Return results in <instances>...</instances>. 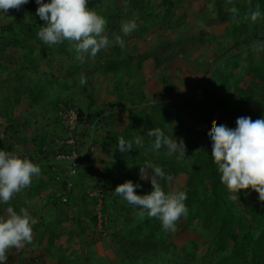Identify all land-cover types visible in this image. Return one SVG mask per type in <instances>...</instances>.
I'll return each mask as SVG.
<instances>
[{
    "label": "trees",
    "instance_id": "16d2710c",
    "mask_svg": "<svg viewBox=\"0 0 264 264\" xmlns=\"http://www.w3.org/2000/svg\"><path fill=\"white\" fill-rule=\"evenodd\" d=\"M124 1H111L105 34L113 41L115 35L123 36L125 45L120 47L119 44L113 42L108 51L104 49L99 51L94 68V71L114 78L116 83L119 77L125 74L129 79L133 75L135 55L129 52V42L144 37L149 31H155L159 26L157 25L158 19L165 7L169 17L172 15V25L180 26L185 23L187 18L185 10L175 6L177 0H162L155 4L152 3V0H128V3ZM215 2L216 17L222 21H228V25L220 38L223 41H217V49L207 60L202 77L194 86L193 91L183 93L177 90L173 80L163 76L162 82L171 93L169 98L148 100L144 90L140 87H136L134 90L119 89L114 102H105L102 108L97 109L93 108L96 103L94 91H88L87 104L83 106V111L81 110L80 126L85 122L88 124L86 127L83 126V129L79 126V135L91 136L92 133L88 131L102 114L117 109H126L129 115L128 124L122 131L117 130L116 122L109 121V128L106 127L104 138H99V142L95 141L94 143L98 144L97 147L100 151L108 153V161L103 160L104 172L98 175L93 174L90 152L85 153L82 156L85 168L73 178L72 187L67 186L65 179L56 178L59 173L62 175L65 173L60 169L59 172H55L56 177L52 171L53 180L47 181L41 177H38L37 181L33 179L26 197L22 200L19 197L16 198L19 203L18 207L27 209V206L37 196H40L45 188L48 189L51 186L48 194V200H50L48 208L55 209L56 220L53 221L45 216L43 213L45 206L43 205L35 212H29L31 217L39 216L33 225L35 231L38 233L47 232V250L56 244V238L62 232V229H58L57 226L63 223V217L69 222L76 221L77 229L75 227L69 231L77 236L85 248L82 250L85 262L77 255L73 257L69 252L72 248L68 245L66 247L59 246L60 249L67 251L66 254L59 256V264H111L109 258L99 256L97 252H94L95 237L91 241L86 237L88 226H94L95 229L99 222L102 227L100 231L96 232L110 233L123 252L122 264H129L126 262V258L137 264H187L185 260L177 258V254H175L185 246L179 247L171 238L170 233L163 232L164 237L157 241L149 237L150 234L159 235L162 232L159 219L149 218L146 215L142 217L139 208L123 204V199L113 192L118 184L128 179L141 185L136 189L138 194L151 191V182L144 183L139 176L140 165L146 161H151L162 167L165 173L172 175L173 178L186 176L183 191L187 192L185 204L188 212L186 216L180 218L186 220V222L182 220L181 225L198 226L201 232L210 235L212 243L218 244L228 252L226 256L217 259L214 264H264V201H260L258 193L251 188L240 190V193L237 194L240 199L229 198L230 193L221 183L217 166L212 161V149L209 143V137L216 125L225 124L228 127H235L238 117L250 116L253 120L264 117V89L263 96H260L256 91V86L264 84V50L256 51L259 52L258 54L254 52L255 45L264 44V34L262 33L264 15L256 21L250 19V13L253 10L264 13V0H215ZM37 7L36 0H29L19 9H9L13 13L14 19L1 25V33L10 32L13 36L9 40L6 37H1L2 50L7 51L9 47L15 46L26 47L31 52L34 49L28 43V38H32L31 34H36L34 39L38 38L42 46H47L37 35L42 27L41 24H43L34 18L33 14ZM233 9L236 10V15H233ZM127 10H134L137 13V28L129 35L124 36L121 32V23L117 22L115 18L124 17ZM201 14L202 12L199 15L203 18ZM28 15H31L30 20L27 19ZM36 27L40 28L36 29ZM67 43L64 41L58 44L60 51L63 52L67 49ZM28 60H23L20 67H29ZM201 61L202 58L198 55L193 66H203L204 61ZM66 71L71 75L64 74L66 78L63 79V82L59 74L51 82H55L54 84H58L60 88L71 89L84 75L76 64H70ZM89 73V77H91L93 72ZM175 75L187 80V75L182 68H177ZM19 78L22 80L21 76ZM19 78H16L17 81ZM70 79L72 84H68ZM129 79L125 80L126 84H129ZM88 83L93 85L91 79L88 80ZM253 83L255 84L253 85ZM232 88L237 90L236 100H231L228 97ZM13 89L15 92H31L34 104H40L46 97L45 85L39 83L35 86L14 85ZM56 97L49 102L51 109L59 110L61 105L73 109L79 108L78 103L70 96L67 97V100L59 95ZM14 104L11 101L9 105H0V123L6 124V133L14 143V145H7L1 142L0 148L11 152H13L14 146L18 147L21 143L15 137L18 133L16 130L18 122L13 118L14 110L11 105ZM60 119L61 117H58L57 120ZM190 119L194 120V123H190ZM156 127H160L166 135L173 139L176 137L178 142L180 138L184 140L186 155L183 158L177 159L176 155L168 156L164 147L159 151L151 149L154 138L148 136V131ZM136 135L143 137V146L136 147L134 145V149L129 152H119L117 149L118 138L124 137L130 140ZM49 137L51 136L47 132H43L34 134L31 138L47 160L57 155L58 150H64V146H59L56 150L49 148L48 145L52 140V137ZM46 146L48 149L45 150ZM48 168L51 169V166L48 165ZM90 175L95 176L97 180L95 186H98L101 191V195L91 198L87 190L81 188H79V192L75 190L79 185L83 184L84 186V178ZM157 179L165 191L169 192L168 180L159 177ZM78 181L79 183H77ZM88 199H91V202ZM244 199L245 205L242 203ZM88 204H97L100 207L90 209L87 207ZM20 208H17V211ZM99 211L100 215L98 216ZM120 216H123L124 220L119 223ZM136 220L144 221L145 225L125 231V227ZM145 229L149 234L142 236L141 233ZM42 239L43 237L40 236L38 241L42 242ZM228 242H233L232 246L229 247Z\"/></svg>",
    "mask_w": 264,
    "mask_h": 264
},
{
    "label": "rangeland",
    "instance_id": "374dc122",
    "mask_svg": "<svg viewBox=\"0 0 264 264\" xmlns=\"http://www.w3.org/2000/svg\"><path fill=\"white\" fill-rule=\"evenodd\" d=\"M111 1L112 0H88L87 6L93 8L107 20L110 13ZM125 1L128 3V0ZM161 1L162 0H152V3L155 4ZM176 5L183 8V10L187 13L185 23L180 26L172 25V15L169 17L166 11L167 8L165 7L158 19L157 25L159 26L156 27L155 31H149L144 37L130 41L129 52L135 55L133 75L131 76L132 78L129 79L127 74H125L119 77L117 83L114 78L111 77L106 83V86H112L113 84V95L116 96L118 93V91L115 92V90H134V88L140 87L144 90L148 100L169 98L171 93L167 89V86H165L162 82L163 76H167L169 79L173 80L177 90L183 93H190L193 91L194 86L202 77V73L206 68L207 60H209L212 56L214 50L217 49L216 43L218 40H221V35L223 34L225 27L228 25V21H222L216 17L217 8L215 0H177L175 6ZM200 12H202L201 15H203V18L200 17ZM33 15L37 21L45 23L36 12ZM30 16L31 15H28V20L31 19ZM0 18V39L3 36L9 40L13 34L10 32L1 33V25L13 20L14 15L10 10H8L5 14L0 13ZM137 18V13L134 12V10H127L124 17L115 18V20L121 23L124 20L136 21ZM37 28L39 29L40 27H36V29ZM262 33L264 34V27H262ZM35 36L36 34H31L32 38L23 37L28 38V43L33 46L34 49L31 52H29L26 47L21 48L15 46L9 47L7 51H4L0 46V105H9L11 101L15 103L14 105H11L14 110L13 118H15L18 122L16 123V130L18 133L15 137L18 138L21 143L18 147H13V152L18 153L21 156H27L31 159L33 158V162L39 164L41 167V173L47 175V177L41 175L39 177H44L45 180L50 181L53 180L52 171L55 176L56 171L59 172L60 169L64 170L65 164L57 161L55 156H52L49 160L45 159L46 157H44L43 153L39 151V147L32 142L31 138L34 134L47 132L48 135L52 137L48 146L49 148L56 150L58 147L57 139L59 138L60 133L64 134L66 129L63 120L65 119L66 112L71 108L61 105L59 110H54L51 109L49 102L57 98L56 96L58 95L66 100L67 97L70 96L76 103H78V109L83 111V106L87 104L86 96L88 91L93 90L95 94L96 87L100 90L98 91L97 89V91L102 93H97L98 95L95 94L98 107H100V105L103 106L104 102L109 100L108 97L112 98L111 101H115V96L113 97L109 93L106 94L105 88L102 87L104 82L103 77L105 75L94 71L97 62L96 57L87 58L84 62H81L75 58V52L71 48L69 42L67 43V49L62 52L59 49V45H47L46 47L42 46L38 38L34 39ZM110 46L104 50L108 51ZM42 48L45 50H41ZM256 51L260 50H258L255 45L254 52ZM258 53L259 52H256V54ZM198 55L202 58L201 62L204 61L203 66L201 67L193 66L196 62V58H198ZM25 59H29L28 62H30V66L27 68H21L20 64ZM70 64L78 65L83 72L84 76L80 77V79L78 78V84L71 89H63L58 87V84H54L55 82L52 83L51 81H53V78H55L57 74L61 75L62 78H60L62 82L63 79L65 80L66 78L64 74L67 76L71 75L70 72L66 71ZM177 68H182L184 70L187 75V80L176 77L175 70ZM90 71L93 72L91 77H89ZM19 76H21L22 80ZM16 78H19V81H17ZM90 79L93 82V85L92 83H88V80ZM128 79L130 82L129 84H126L125 80ZM82 80L84 81L83 84L81 83ZM38 83L45 85L46 90V97L40 104H34L32 102L31 92H15L13 89L14 85L35 86ZM68 84H72L71 79L68 80ZM254 84L255 83H253V85ZM263 89L264 84L256 86V91L260 96H263ZM228 97L231 100H236L238 97L236 88L231 89ZM17 99H19V102H17ZM113 115V120L112 117L110 120L113 121V123L116 122V128H119L122 131L128 124V112L126 109H120L116 110ZM58 117H61V119L57 120ZM189 122L194 123V120L190 119ZM20 123H23V125H20ZM87 124L88 122L82 123L80 127L83 129V126L86 127ZM5 128L6 124L0 123V143L3 142L7 145H14L13 139L8 137ZM96 128L98 127L95 126L93 130L95 131ZM97 135L98 133H96V136ZM44 148L45 150L48 149L47 146ZM104 155L106 156V153ZM107 158L108 157H106L105 160H107ZM100 162L102 163L100 164V167L99 164L96 167L99 172H95V169H92L93 174L95 175L102 174L104 172V163L103 161ZM48 165L51 166V169L48 168ZM153 174V171L149 169L148 175L152 176ZM90 176L84 178V186L83 184L82 186L79 185L75 188V190L76 192H79V188L87 190L91 198L96 196V192H98L96 190H100V188L95 186L97 182L95 176ZM178 177L167 182L169 192L183 190L186 176L184 175L182 177ZM34 180L37 181L38 177H35ZM142 182L150 183L151 181L150 179H147L142 180ZM77 183H79V181ZM29 187L16 193L8 204H0V214H4L9 205L17 211V208L20 207H18L19 203L16 198L19 197L21 200L24 199L28 193ZM46 199L47 203L45 202ZM48 199V195L47 197L41 195L37 196L36 199H34L35 201L27 206V210L29 212H35L39 204H43V206L48 208L50 205V200ZM88 201L91 202V199H88ZM122 202L123 204L125 203L129 205L126 200H122ZM242 203L245 205V199ZM87 207L90 209H96L100 206L97 204H88ZM44 211L45 213H43L46 217L53 221L56 220L54 213L55 209L50 207ZM99 215L100 211L98 212V216ZM33 218L36 221L39 219V216L34 215ZM118 220L119 223L123 222L124 217L120 216ZM182 220L186 222L185 219H179L177 221L175 231H166L161 226L162 232H160L159 235L150 234L149 237L152 240L157 241L164 237L163 232L166 231V233H170L171 238L179 247L185 246L181 247L175 254H177V258L183 261L185 260L187 264H214L217 259L228 254V252L224 251L218 244L212 243L210 241V235L205 232H201L198 229V226H182ZM143 222L144 221L142 220H136L127 225V227H125V231L140 228L145 225ZM246 222L249 223L248 220H246ZM246 222L245 224H247ZM76 224L77 223L74 220L69 222L64 219L63 223L57 226L58 229H62V232L60 233L57 231V233H60L59 237L56 238V244L49 250L46 249L47 232L38 233L33 227V240L30 243L26 242L24 246L19 249L15 247L10 248L7 251L8 259L6 264H59V256L67 253V251L60 249L59 246L66 247L68 245L72 248V250L69 251L72 256L74 257L77 255L85 262L82 251L85 248L81 245V241L78 240L77 236L69 231L74 229L77 226ZM93 227L94 226H88L86 237L90 241L93 237H95V245L93 246L94 252H97L99 256L109 258L111 264H122L121 257L123 256V252L117 246V243L112 239L110 233L103 234L96 232L101 230L102 226L100 222L97 227L95 226V229ZM145 234H149L146 229L143 233H141V235L144 236ZM40 236L43 237L42 242L38 241ZM232 244L233 242H228L227 245L230 247ZM90 250H92V248H90ZM126 262L129 264H137L133 260H129L127 258Z\"/></svg>",
    "mask_w": 264,
    "mask_h": 264
},
{
    "label": "clouds",
    "instance_id": "9594fccd",
    "mask_svg": "<svg viewBox=\"0 0 264 264\" xmlns=\"http://www.w3.org/2000/svg\"><path fill=\"white\" fill-rule=\"evenodd\" d=\"M29 0H0V13L9 9H19ZM36 13L45 22L39 29L38 37L47 45H58L67 41L75 52V58L84 62L87 58H95L99 51L109 47L113 42L124 47L123 36L117 34L114 41L106 33L107 20L93 8L88 7V0H36ZM236 15V10H232ZM264 15L259 10L250 13V19L256 21ZM137 28L135 20L121 22V32L129 35ZM264 50V44L256 45ZM83 84L84 81L82 80ZM148 136L153 137L151 149L159 151L166 148L168 156L176 155L177 159L186 155V146L182 138L177 141L166 135L160 128H152ZM211 157L217 166L221 183L228 189L232 200L240 199V190L251 188L258 193L260 201H264V117L253 120L250 116H241L236 120L235 127L225 124L214 126L211 136ZM143 137L132 139L118 138L117 149L121 153L141 147ZM151 169L153 175L149 176ZM41 175L39 164L27 156H21L4 148H0V204H8L13 196L29 187L34 177ZM141 180L150 179L151 191L138 194L139 183L131 179L118 184L114 194L139 208L140 215L160 220L166 231H175L177 221L187 215L186 191L166 192L159 178L172 181L173 177L166 174L162 167L146 161L140 165ZM99 190V189H97ZM96 190V191H97ZM101 192V191H100ZM35 219L26 208L16 211L9 205L4 214H0V264H6L7 251L10 248H21L26 242L33 240Z\"/></svg>",
    "mask_w": 264,
    "mask_h": 264
},
{
    "label": "built area",
    "instance_id": "2783aa9c",
    "mask_svg": "<svg viewBox=\"0 0 264 264\" xmlns=\"http://www.w3.org/2000/svg\"><path fill=\"white\" fill-rule=\"evenodd\" d=\"M80 119V109L71 108L70 110H68L66 112L65 119L63 120L66 128L65 132L64 134L62 133V135H60V137L57 139V149L59 148V146H64V150H58L57 155H55V159L59 162L65 163V173L64 175H62V173H59L56 178L60 180L65 179L69 188L73 185V178L76 177L78 173L83 170V168H85L84 162H82V156H84L87 149V147L85 146V143H87V139L85 140L84 137L88 139L91 137L88 135L81 136L78 134L80 133ZM97 191L98 192H96V195H101L100 190Z\"/></svg>",
    "mask_w": 264,
    "mask_h": 264
},
{
    "label": "crops",
    "instance_id": "0c3cea01",
    "mask_svg": "<svg viewBox=\"0 0 264 264\" xmlns=\"http://www.w3.org/2000/svg\"><path fill=\"white\" fill-rule=\"evenodd\" d=\"M103 79H104V82H103V86L102 87H104L105 88V91H106V94L107 93H109V94H111V96H115V95H113V92H114V87H113V84H112V86L111 85H109V86H106V83L108 82V80L110 79V76H108V75H105L104 77H103ZM113 81V80H112ZM111 81V82H112ZM105 84V85H104ZM97 87L95 88V94H102L101 92H98V91H100L99 89H98V91H97ZM118 90H115V92H117ZM97 94V95H98ZM118 94V93H117ZM117 94H116V96L114 97L115 98V100H116V98H117ZM97 97V96H96ZM108 99L109 100H106L105 102H108V101H111L112 100V98L111 97H108ZM104 102V103H105ZM111 102H114V101H111ZM97 107H98V102H97V100H96V103H95V105L93 106V108H95V109H97ZM103 106H101L100 105V107H98V108H102ZM117 110H120V109H117ZM116 110H114V111H110V112H107V113H105V114H102L101 116H99L96 120H95V122H94V124H93V126H92V128H90V130L88 131V132H91L92 134H91V137L88 139V138H86V137H84V139L86 140L87 139V143H85V146L87 147V149H86V151H85V153H89L90 154V156H91V162H92V166H91V169H95L94 171L95 172H99V171H97V169H96V167L98 166V164H99V167H100V164H102L100 161H103V160H105L106 159V157L108 156V153H106V156L104 155L105 154V152H102V151H100L99 149H98V144L96 143V144H94L95 143V141L96 142H99V138H104V136H105V131H106V129L107 128H109L108 126V122L109 121H111L110 119H111V117H112V120H113V113L115 112ZM98 127V128H96V130L94 131L93 130V128L94 127ZM107 127V128H106ZM117 130H120L119 128H117ZM98 133V135L96 136V133ZM90 143V144H89ZM93 144V145H92ZM95 145V146H94ZM91 146H94V147H91ZM90 150V151H89ZM41 176H46L47 177V175L46 174H44V173H41ZM43 177V178H44ZM33 179H35V177L33 178ZM45 179V178H44ZM50 189H51V186H49V188L48 189H46L45 188V190L42 192V194H41V196H46L47 197V195H48V192H50ZM45 198V197H44ZM35 201V200H34ZM33 201V202H34ZM32 202V203H33ZM45 202L47 203V199L45 200ZM31 203V204H32ZM42 205L43 204H39L38 205V208H37V210L40 208V207H42ZM47 209V207H45V210ZM44 213H45V211H44ZM55 213V212H54ZM41 216V215H40ZM33 217V216H32ZM63 220H64V217H63ZM112 258V257H111Z\"/></svg>",
    "mask_w": 264,
    "mask_h": 264
}]
</instances>
